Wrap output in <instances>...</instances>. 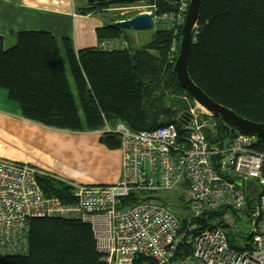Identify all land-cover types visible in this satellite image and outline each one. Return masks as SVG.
I'll use <instances>...</instances> for the list:
<instances>
[{
	"label": "trees",
	"instance_id": "1",
	"mask_svg": "<svg viewBox=\"0 0 264 264\" xmlns=\"http://www.w3.org/2000/svg\"><path fill=\"white\" fill-rule=\"evenodd\" d=\"M177 1L152 0L156 13L175 10ZM121 2L134 3L105 1L91 4L83 12L107 10ZM97 34L100 41L123 37L122 29L113 25L98 29ZM173 38L172 31L160 28L139 49L94 46L76 50L68 37L58 40L49 31L29 30L19 32L17 44L6 50L0 36V87L20 104L23 117L46 127L97 131L106 123L122 121L133 131L154 130L175 122L186 108L180 94L187 93L173 72L177 56L175 53L171 58ZM187 70L210 98L245 118L264 123V0H201ZM214 117L215 132L211 135L204 129L210 144L224 145L238 132L246 133ZM178 129L183 135L182 125ZM101 136L107 147L119 148L117 134ZM263 144L264 137L258 138L257 147L261 149ZM38 180L47 195L70 201L69 185L49 176H39ZM144 194L131 193L123 204L131 205ZM150 197L155 196L145 198ZM180 197L183 201L184 196ZM155 198L169 203L167 198ZM226 213L235 219L243 216L223 207L193 222L200 229L209 228L213 222L223 223L217 218ZM187 217L181 219L184 240L172 262L191 258L187 240L192 232L187 229ZM227 233L230 244L237 247L240 231ZM0 264L106 263L88 224L77 219L34 217L29 223L27 251L4 255ZM134 264L158 262L140 254Z\"/></svg>",
	"mask_w": 264,
	"mask_h": 264
},
{
	"label": "built area",
	"instance_id": "2",
	"mask_svg": "<svg viewBox=\"0 0 264 264\" xmlns=\"http://www.w3.org/2000/svg\"><path fill=\"white\" fill-rule=\"evenodd\" d=\"M189 2L177 1L173 11L156 13L155 5L147 11L153 14L156 27L172 31L171 58L178 52ZM99 47L127 49L129 44L120 37L103 40ZM192 102L175 122L154 130L133 131L122 121L106 123L98 130L101 135L113 133L120 139L121 178L115 183L83 184L0 157V257L27 251L32 218L61 217L91 227L96 249L106 264H134L140 254L154 258L158 264H172L184 240L182 220L170 203L155 197L184 185L183 206L188 211L187 229L192 232L187 241L197 264H264V144L259 149L258 137L244 132L224 145L210 144L203 121L210 113ZM39 176L69 185L70 201L47 195ZM131 193L145 194L135 203L124 205L123 199ZM148 195L155 197L145 198ZM223 207L252 220L250 236H237V247L230 244L227 233L240 230L233 223L213 222L211 227L200 229L193 222Z\"/></svg>",
	"mask_w": 264,
	"mask_h": 264
},
{
	"label": "crops",
	"instance_id": "3",
	"mask_svg": "<svg viewBox=\"0 0 264 264\" xmlns=\"http://www.w3.org/2000/svg\"><path fill=\"white\" fill-rule=\"evenodd\" d=\"M87 0H0V36L4 48L18 42V33L51 32L72 39L75 49L99 46L97 31L113 25L106 10L83 12ZM129 47L140 44L136 34H122ZM132 36L133 39H132ZM99 131H70L46 127L22 115L20 104L0 87V157L28 163L42 171L83 184H111L121 178V151L101 141Z\"/></svg>",
	"mask_w": 264,
	"mask_h": 264
},
{
	"label": "water",
	"instance_id": "4",
	"mask_svg": "<svg viewBox=\"0 0 264 264\" xmlns=\"http://www.w3.org/2000/svg\"><path fill=\"white\" fill-rule=\"evenodd\" d=\"M112 0H87L88 3L96 5L100 2ZM125 2H136L141 0H118ZM201 0H190L186 19L182 25L180 39L178 43V52L173 65V72L189 97L196 101L200 106L216 116L219 121L234 129H239L256 135L258 138L264 137V123L252 121L237 114L231 108L210 98L200 87H198L189 76L187 70L188 59L190 55L193 33L196 29L200 17ZM114 27L121 29H148L154 26L153 14L141 12L132 15L129 18L114 21ZM165 94V93H163ZM232 181V180H231ZM240 186V182L236 181Z\"/></svg>",
	"mask_w": 264,
	"mask_h": 264
},
{
	"label": "rangeland",
	"instance_id": "5",
	"mask_svg": "<svg viewBox=\"0 0 264 264\" xmlns=\"http://www.w3.org/2000/svg\"><path fill=\"white\" fill-rule=\"evenodd\" d=\"M155 5L153 4L152 0H141V1H136L134 3H114L111 4L106 12L112 16V18H119V19H123V17H131L132 15L141 13V12H147L148 10L151 9V6ZM117 7L118 9L114 10L111 8H115ZM122 17V18H121ZM157 25L154 24V26L152 28H148V29H141V30H137V29H122V34H124L125 32H127L129 35L130 34H136L139 36L140 39V44L138 45V43H134V45L132 46L133 48H138V47H143L145 45H147L154 37V34L156 32L157 29H160V27H156ZM134 36H132L133 39ZM182 100L185 102V109H187L189 107V105H191L192 99L190 97H188L185 94H180ZM184 109V110H185ZM206 111V109H205ZM210 113V112H209ZM213 114H205V116L203 117V121H205L206 126L204 127V129H209V131L212 133L215 132V127L217 126V121L215 119L214 116H212ZM185 187L179 186L177 189L175 190H167V191H163L160 192L159 195L162 198H167L172 210L175 212V214L180 217V219H183L187 214L188 211L186 210V208L183 206V201L181 199V195L183 196V193L185 192ZM229 214V213H228ZM226 221L227 223L231 222L234 225V228L239 230L241 235H239L238 237H242L245 236H249L251 234V229H252V225H251V219L248 217V215H243V216H237V218L235 219L231 214L227 215V218H223V216L220 218H217ZM239 231H236L235 233H239ZM172 264H197L196 261L193 259V257L189 258L188 260H177V261H173Z\"/></svg>",
	"mask_w": 264,
	"mask_h": 264
},
{
	"label": "bare ground",
	"instance_id": "6",
	"mask_svg": "<svg viewBox=\"0 0 264 264\" xmlns=\"http://www.w3.org/2000/svg\"><path fill=\"white\" fill-rule=\"evenodd\" d=\"M130 196V195H129Z\"/></svg>",
	"mask_w": 264,
	"mask_h": 264
}]
</instances>
